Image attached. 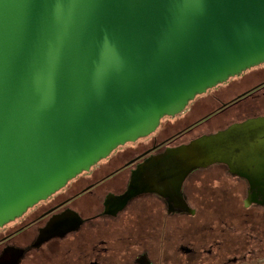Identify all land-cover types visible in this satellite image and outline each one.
Wrapping results in <instances>:
<instances>
[{
	"label": "water",
	"instance_id": "95a60500",
	"mask_svg": "<svg viewBox=\"0 0 264 264\" xmlns=\"http://www.w3.org/2000/svg\"><path fill=\"white\" fill-rule=\"evenodd\" d=\"M262 63L264 0H0V225ZM214 163L264 205V116L149 159L126 196Z\"/></svg>",
	"mask_w": 264,
	"mask_h": 264
},
{
	"label": "flooded vegetation",
	"instance_id": "af4514ba",
	"mask_svg": "<svg viewBox=\"0 0 264 264\" xmlns=\"http://www.w3.org/2000/svg\"><path fill=\"white\" fill-rule=\"evenodd\" d=\"M263 116L259 64L196 95L149 135L116 147L0 225V264H264V205L245 206L248 183L225 164L192 170L177 193L126 196L149 159ZM226 181L232 199L218 194Z\"/></svg>",
	"mask_w": 264,
	"mask_h": 264
},
{
	"label": "rangeland",
	"instance_id": "374dc122",
	"mask_svg": "<svg viewBox=\"0 0 264 264\" xmlns=\"http://www.w3.org/2000/svg\"><path fill=\"white\" fill-rule=\"evenodd\" d=\"M262 65H264V63H262ZM204 123H206V122H204ZM203 123V124H204ZM207 123H213V119H211V120H208L207 121ZM163 126H164V124H163ZM214 127H216V125H211V126H209V128L211 129V128H214ZM209 129V130H210ZM207 130V129H206ZM215 129H213V131H214ZM161 131V129H159L158 130V133ZM204 131V130H203ZM162 134H163V132H161ZM225 184L224 185H226V186H224L223 187V190H224V192H223V190H219V192H218V194H222V195H226V196H229L228 198L229 199H232V196H233V192L231 193V192H229L230 191V186H229V184L231 183L230 181L228 182V181H226V182H224ZM220 184H222V182H220ZM242 188H244V187H242ZM227 189H229L228 191H226ZM240 189V188H239ZM240 192H239V199H240V201H242L243 199H244V197H245V190L243 189V190H239ZM227 210V209H226ZM253 213H256V212H253ZM248 259L249 260H252L253 258H251V257H248ZM251 262V261H250ZM253 264H255V263H253ZM258 264H262V262H258Z\"/></svg>",
	"mask_w": 264,
	"mask_h": 264
}]
</instances>
